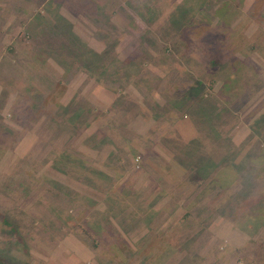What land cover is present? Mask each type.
Segmentation results:
<instances>
[{
  "label": "rangeland",
  "instance_id": "374dc122",
  "mask_svg": "<svg viewBox=\"0 0 264 264\" xmlns=\"http://www.w3.org/2000/svg\"><path fill=\"white\" fill-rule=\"evenodd\" d=\"M113 1L0 0V260L178 264L216 250L217 264H264V221L225 219L215 193L197 199L214 175L191 170L235 161L247 179L232 201L255 189L264 0ZM64 22L94 56L51 28ZM218 34L239 50L217 58ZM107 53L103 85L85 67ZM75 103L93 107L87 123L64 113Z\"/></svg>",
  "mask_w": 264,
  "mask_h": 264
},
{
  "label": "trees",
  "instance_id": "16d2710c",
  "mask_svg": "<svg viewBox=\"0 0 264 264\" xmlns=\"http://www.w3.org/2000/svg\"><path fill=\"white\" fill-rule=\"evenodd\" d=\"M9 10L11 11V9L9 7H6L5 9L0 8V12H2V11L8 12ZM58 19H61V18H58ZM66 26H67V24L64 22L62 24H56V25L52 24L51 28H53L56 31V33L60 34L61 36L71 37L72 40L74 41V43L80 44L79 48H82L84 51L88 52V54L90 55V58L92 56H94L93 53L91 52V50L88 48V46L83 41H81L79 39V37L71 29L65 30ZM50 40L52 41L51 38H50ZM217 44L219 45V48H217L214 53L218 54L217 58H219V59L226 57V55H228L230 52H231V54H235L236 51L239 50V47L235 48V49H231V46H234V44H231V42L229 40H227V38H224L223 34H218L216 45ZM226 44L229 46H227ZM253 49H254V51H256L257 50L256 46H253ZM65 50L67 51V49H65ZM229 50H230V52H228ZM7 53H9V52H7ZM108 55H109V53L102 54V55H98V54L96 55L95 54V58H94V60H92L93 62L91 64H89V66L85 67V68H87V69H85V71L88 72L94 78H96L97 79L96 81L98 83L103 84V81H104L103 85H106V83H107L106 81H108V80H104V79L107 78L108 75H107L105 70L100 71L97 67V64H99V62H101V60H103V58L106 59V57ZM0 58H5V56L3 55V51H1V53H0ZM117 62L120 63L121 65H123L122 68L128 69L129 71L133 70L135 67L134 66L135 62L133 60H130V61L125 62V63L123 61H121V62L117 61ZM220 64L221 63H219V62L212 63L213 67H218V68H219ZM7 69L9 71H11L12 73L16 72V66L13 64L8 66ZM92 69H94V72L96 71V73L93 74ZM65 70H68V68H65ZM237 75L238 76L235 78V81L239 83V76L241 77L243 75L242 71L240 74H237ZM230 84L233 85L232 81H230ZM64 85H65L64 81L57 82L55 87H54L53 93L54 94L60 93L63 90ZM241 92H242V90H241ZM51 97L55 98V95L51 96ZM55 99H53V100H55ZM78 104L79 103H75L69 107L63 108V109H65L64 113L67 114V113L73 112V115L75 118L73 120V122L85 120L84 122L87 123L88 120H87V118L84 117V114H86L89 111L90 114H87V115L90 116L91 113L93 112V107H91L88 104H83L80 106L82 108H80V109L77 108L75 111H73V109ZM263 106H264V103H263ZM81 114H83V116H81ZM256 114H257V110L252 112V115L250 117L254 118L256 116ZM73 115H72V117H73ZM87 115H85V116H87ZM261 118H264V115H262ZM71 121H69V122H71ZM131 121H133V120H130L128 122H131ZM66 132H68V131H66ZM66 132H64V135L60 140L63 143L65 142V139L68 135V133H66ZM73 133H74V135H76V133H79V132H77V131L73 132L72 131V133H69V134H73ZM86 146L91 148V149L98 150L96 146L91 145V142L89 144H86ZM247 161L249 162V164H248L249 168H247V169H249L248 175L252 176V183H253V186H255V189L253 188L254 190H252L250 195H248L245 198H241L238 202H233L232 200H233L235 193L237 192L236 190L238 188H240L243 181H245V179H247V177L245 178V174H244V170H246V169L240 170L236 167L234 168L233 166L235 165L234 164L235 161L233 163H226V164L224 163L222 165L223 167L219 170H217V168H216L217 166L213 165V164H215V162L213 160H209L203 165L198 164V163H194V162L191 163L192 172L193 173L197 172V175L194 178L199 179V182H201L202 180H205L207 178L206 175L209 173L214 175L211 177L210 180L207 181V182H209V184L206 186L205 190H203L202 194H200L197 197V199L201 198L202 195L205 196V194H208V193H215V196H214L213 200L211 201L212 205H215V206L211 205L212 208L218 209L221 205L224 204V207L226 208V211L224 212V218L233 222V223L239 222L240 220H246L247 218H250L252 220H256L258 222L264 221V147L260 148V151L258 152V154L255 157L248 158ZM53 163L56 166L58 161L57 162L53 161ZM58 169H59V171L63 172V170L60 169L59 167H58ZM187 170L190 172V170L188 168H187ZM215 170H216V172H215ZM64 174H66V173H64ZM217 205H219V206H217ZM2 221L5 225H7L8 227H11V224L9 222L8 217H3ZM13 228H15V227H13ZM115 248L116 247L112 244L109 247L110 253H112L113 255H117L119 252L118 250H114ZM150 248H151V250L155 249L153 244ZM215 251L216 250H214L212 255H210V256H204V255L199 254V253L193 254L192 256L187 254L181 259L180 262H178V264H217L219 261V255L216 257L217 254L215 253ZM0 264H7V263H5V261L1 259Z\"/></svg>",
  "mask_w": 264,
  "mask_h": 264
},
{
  "label": "crops",
  "instance_id": "0c3cea01",
  "mask_svg": "<svg viewBox=\"0 0 264 264\" xmlns=\"http://www.w3.org/2000/svg\"><path fill=\"white\" fill-rule=\"evenodd\" d=\"M87 2L90 4V5H93V4H100V3H110V2H114L113 0H87ZM115 3H119V1L115 2ZM94 6V5H93ZM91 12H94V10H91ZM98 12V10L96 11V13Z\"/></svg>",
  "mask_w": 264,
  "mask_h": 264
}]
</instances>
